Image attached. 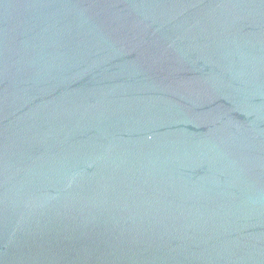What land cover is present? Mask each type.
Listing matches in <instances>:
<instances>
[{
	"label": "water",
	"instance_id": "obj_1",
	"mask_svg": "<svg viewBox=\"0 0 264 264\" xmlns=\"http://www.w3.org/2000/svg\"><path fill=\"white\" fill-rule=\"evenodd\" d=\"M0 264H264V0H0Z\"/></svg>",
	"mask_w": 264,
	"mask_h": 264
}]
</instances>
